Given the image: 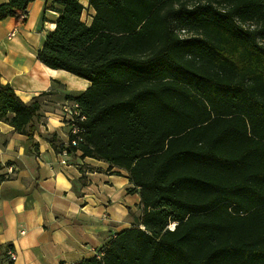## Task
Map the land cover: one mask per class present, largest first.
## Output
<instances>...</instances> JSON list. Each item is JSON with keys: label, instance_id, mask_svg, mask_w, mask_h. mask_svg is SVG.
<instances>
[{"label": "trees", "instance_id": "obj_1", "mask_svg": "<svg viewBox=\"0 0 264 264\" xmlns=\"http://www.w3.org/2000/svg\"><path fill=\"white\" fill-rule=\"evenodd\" d=\"M53 2L36 59L90 83L66 96L86 118L73 152L126 171L141 209L73 264H264V0H88L89 25L78 0ZM39 110L0 84L14 131L31 139Z\"/></svg>", "mask_w": 264, "mask_h": 264}, {"label": "crops", "instance_id": "obj_2", "mask_svg": "<svg viewBox=\"0 0 264 264\" xmlns=\"http://www.w3.org/2000/svg\"><path fill=\"white\" fill-rule=\"evenodd\" d=\"M78 2L81 21L89 25L95 12L88 0ZM58 8L53 0H33L24 23L0 20V84H8L24 103L36 98L40 103L31 139L0 121V264H73L100 253L141 215L126 171L80 151L63 164L49 142L66 137L60 112L66 96L90 87L36 59L55 29Z\"/></svg>", "mask_w": 264, "mask_h": 264}, {"label": "built area", "instance_id": "obj_3", "mask_svg": "<svg viewBox=\"0 0 264 264\" xmlns=\"http://www.w3.org/2000/svg\"><path fill=\"white\" fill-rule=\"evenodd\" d=\"M26 15L25 11L19 15V18L24 20ZM12 35L13 32H10L7 36L10 37ZM60 112L67 132L64 141L59 147L58 156L61 158V162L65 164L66 159L74 153L73 148H77L84 141L85 128L83 123L86 118L76 102H64L60 107ZM7 255L10 261H15V254L11 250L7 251ZM95 255L99 256L98 254Z\"/></svg>", "mask_w": 264, "mask_h": 264}, {"label": "rangeland", "instance_id": "obj_4", "mask_svg": "<svg viewBox=\"0 0 264 264\" xmlns=\"http://www.w3.org/2000/svg\"><path fill=\"white\" fill-rule=\"evenodd\" d=\"M26 19V18H25Z\"/></svg>", "mask_w": 264, "mask_h": 264}]
</instances>
